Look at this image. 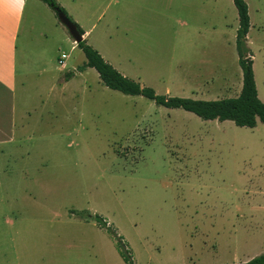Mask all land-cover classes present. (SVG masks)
<instances>
[{
	"label": "rangeland",
	"instance_id": "obj_1",
	"mask_svg": "<svg viewBox=\"0 0 264 264\" xmlns=\"http://www.w3.org/2000/svg\"><path fill=\"white\" fill-rule=\"evenodd\" d=\"M109 1L92 7L87 44L119 72L159 94H239L233 0H111L99 16ZM245 1L264 102V0ZM55 13L47 39L38 21L21 34L29 140L12 153L17 175L0 180L19 207V264H130L124 248L132 264H238L263 253L264 123L205 120L105 86L80 68L84 52Z\"/></svg>",
	"mask_w": 264,
	"mask_h": 264
},
{
	"label": "crops",
	"instance_id": "obj_2",
	"mask_svg": "<svg viewBox=\"0 0 264 264\" xmlns=\"http://www.w3.org/2000/svg\"><path fill=\"white\" fill-rule=\"evenodd\" d=\"M56 1L80 26L83 30V38L89 43L88 39L92 34L95 23L88 24L87 21L91 19L90 11L92 7L100 0ZM110 4L111 0L100 10L99 16L104 14V10L108 9ZM52 10L42 0H0V180L3 181L6 178L12 179L17 175L14 172L15 168L12 166L15 161H11V159L13 157L15 160L18 156L12 155V153L19 149L22 141L29 140L28 124L21 121L22 116L19 106L21 102L20 89L22 83H24L22 77L26 76L29 67L30 43H26L25 39L21 40V34L24 32L25 38L31 37L30 35H33L32 31L36 30L41 22L42 30L39 35L47 39V31H50V25L54 18L53 12L55 11ZM98 11L99 6L96 8L95 13ZM115 11L113 10V13ZM37 21L38 25L35 26ZM73 42L75 41L73 40ZM74 44L77 45L76 42ZM91 45L100 52L98 46H96L98 44ZM64 65L63 62L59 64L60 68H63ZM74 75H76V72L68 74L66 77L70 78ZM23 114H27V110ZM19 158L22 159V157ZM25 170L26 167L21 172L25 174ZM12 191L13 198L10 200L8 193L6 194V191L0 188V264H19L20 259L19 251L15 248L17 243V240L15 241V229L21 221V216L19 207H17V204L15 205L14 190ZM18 191L21 193L20 190ZM28 194L31 196V192ZM6 203L12 206V214L6 212ZM251 257L253 256H247L245 259L248 260Z\"/></svg>",
	"mask_w": 264,
	"mask_h": 264
},
{
	"label": "trees",
	"instance_id": "obj_3",
	"mask_svg": "<svg viewBox=\"0 0 264 264\" xmlns=\"http://www.w3.org/2000/svg\"><path fill=\"white\" fill-rule=\"evenodd\" d=\"M42 1L53 10L55 7L61 9L75 23L78 31L83 34L80 26L72 20L56 0ZM233 3L238 14V28L235 41L238 63L242 70V87L239 94L235 97L206 100L156 93L153 88L144 86L140 82L119 72L95 48L87 44L84 38L77 43V46L82 49L86 57V62L80 68L93 67L98 72L101 82L111 89L129 95H142L151 99L156 104L168 108H182L193 112L205 120H231L238 126L247 127H254L258 120L264 123V102L258 97L253 71L252 52L247 44V33L250 26L248 5L245 0H233ZM96 219L98 221V216ZM122 253L124 259L132 264V259L125 248L122 249ZM238 264H264V252Z\"/></svg>",
	"mask_w": 264,
	"mask_h": 264
},
{
	"label": "water",
	"instance_id": "obj_4",
	"mask_svg": "<svg viewBox=\"0 0 264 264\" xmlns=\"http://www.w3.org/2000/svg\"><path fill=\"white\" fill-rule=\"evenodd\" d=\"M54 11L56 12V15L58 17V19L60 20V22L62 24H64L70 35L72 36L73 40L76 43H79L80 41L83 40V36L82 34L78 31L77 26L75 25V23H73L70 18L58 7L54 8Z\"/></svg>",
	"mask_w": 264,
	"mask_h": 264
},
{
	"label": "built area",
	"instance_id": "obj_5",
	"mask_svg": "<svg viewBox=\"0 0 264 264\" xmlns=\"http://www.w3.org/2000/svg\"><path fill=\"white\" fill-rule=\"evenodd\" d=\"M60 63H62V62L60 61Z\"/></svg>",
	"mask_w": 264,
	"mask_h": 264
}]
</instances>
